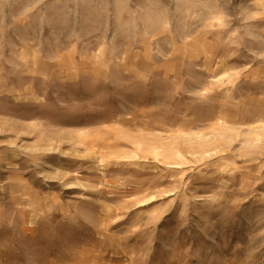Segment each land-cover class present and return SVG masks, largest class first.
Instances as JSON below:
<instances>
[{"label": "rangeland", "instance_id": "1", "mask_svg": "<svg viewBox=\"0 0 264 264\" xmlns=\"http://www.w3.org/2000/svg\"><path fill=\"white\" fill-rule=\"evenodd\" d=\"M0 264H264V0H0Z\"/></svg>", "mask_w": 264, "mask_h": 264}]
</instances>
